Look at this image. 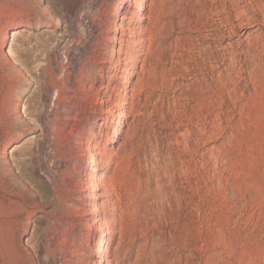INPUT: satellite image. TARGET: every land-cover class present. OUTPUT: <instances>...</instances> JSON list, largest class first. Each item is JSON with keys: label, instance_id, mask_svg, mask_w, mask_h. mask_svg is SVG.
Masks as SVG:
<instances>
[{"label": "rangeland", "instance_id": "374dc122", "mask_svg": "<svg viewBox=\"0 0 264 264\" xmlns=\"http://www.w3.org/2000/svg\"><path fill=\"white\" fill-rule=\"evenodd\" d=\"M122 1L5 13L20 19L5 47L20 113L0 128L13 139L11 169L0 155V264H100L105 230V264H264V0ZM112 56L124 72L101 70ZM69 62L55 117L51 83ZM81 72L96 79L86 96ZM125 181L132 195L99 197ZM59 201L69 217L56 222Z\"/></svg>", "mask_w": 264, "mask_h": 264}, {"label": "bare ground", "instance_id": "6f19581e", "mask_svg": "<svg viewBox=\"0 0 264 264\" xmlns=\"http://www.w3.org/2000/svg\"><path fill=\"white\" fill-rule=\"evenodd\" d=\"M134 0H123L122 2H120V9L126 4V3H129V2H133ZM37 2V1H36ZM241 3V2H240ZM152 4H154V1H152ZM253 4V3H252ZM35 3H34V0H0V128L1 127H4L6 126L10 120L13 118L12 115H13V112H18L20 113V104L19 102L16 101V99L14 98L13 96V92L15 91L14 90V86L11 85L10 83V75H9V72L11 71V64L9 63V59H8V56L5 54V47L6 45L8 44V41L10 40V34H9V31L11 29H13L14 27L17 26V24L19 23V18L17 17V14L16 13H13L12 15L11 14H8L6 15L5 13L7 11H12V12H15V11H20V9L24 8H29L31 6L34 7ZM260 6V5H259ZM153 7V6H152ZM152 7H151V12H152ZM36 8V7H34ZM33 9V8H32ZM260 9V8H259ZM147 10V2L144 1L143 4H142V7H141V13L145 12ZM150 12V16L149 17H146L143 15V20L145 21H150L152 22L153 19H154V16L153 14ZM154 12V11H153ZM71 14V13H70ZM24 15V14H23ZM142 15V14H140ZM244 15V14H243ZM29 16V15H28ZM49 16V15H48ZM264 18V17H263ZM122 20H125L126 18H121ZM241 19V17H240ZM242 20V19H241ZM158 21V20H157ZM253 21V20H252ZM242 22V21H241ZM255 22V21H254ZM30 23V22H29ZM101 23V22H100ZM104 23V22H103ZM246 25V24H245ZM237 26V25H236ZM28 27H31V23L28 25ZM85 27V26H84ZM227 27V26H225ZM243 28V27H242ZM238 30L240 29H233L231 30V35L232 36H235V35H238ZM157 31V30H156ZM155 31V34L154 35H150V44L151 46L148 48V51H151L152 49V46L154 45V42H155V39L156 36L159 35V30L156 32ZM161 31V30H160ZM120 32V34H119ZM126 32V29L123 27V26H120L118 29H117V32H116V35L115 37L113 38L112 41H119V50H121L122 46H123V43H126L127 40L125 39V33ZM144 34L145 33H149V30H145L143 31ZM141 33V32H139ZM230 34V32H229ZM212 35V34H211ZM229 35V36H231ZM242 36H244V33L242 34ZM107 38V37H106ZM108 39V38H107ZM106 39V40H107ZM111 39V37H110ZM216 39V38H214ZM258 39V38H257ZM108 41V40H107ZM83 42V41H82ZM117 44V43H116ZM49 48L47 49L48 51V54H50L51 52V44L48 46ZM249 48V47H248ZM118 50H113L112 52H117ZM71 52V51H70ZM55 52L53 51L52 55H54ZM149 53H143L141 56H145L146 58H148L147 56ZM235 56V55H234ZM49 57V56H48ZM69 54H67V58L69 59ZM113 57H111V60L109 61H105L102 63V68L101 70L105 71L107 69V65L109 66L110 65V69H117L118 72H124L123 70V67H126L127 65L125 64V61L126 59H122V58H118V62L117 64L113 63ZM72 58V57H71ZM231 59V58H230ZM72 60V59H71ZM71 62V61H70ZM70 62L68 64V66L65 67V75L64 77L62 78V82L61 84H58V82H53L51 83V88L53 90L56 91L57 93V99H56V102L54 103L55 105V110H54V115L55 117H58L57 115V110H58V107L60 106L61 103H63L65 101V98H64V95L66 94L67 91H64L61 87L66 85L69 83L70 81V77H71V71L74 70L73 67L70 65ZM73 63V62H71ZM144 64H146V60L144 61ZM46 69V68H45ZM145 70V66L143 65L142 67V71L141 72H144ZM21 71V70H20ZM45 71V70H44ZM12 72V71H11ZM81 76V79L80 81L78 82V87L82 88V93L85 95L86 93H89L91 91L94 90V81L96 80H92V79H86L85 78V74H83L81 72L80 74ZM85 75V76H84ZM134 75V74H132ZM23 75H20V77H22ZM13 78V77H11ZM102 79L104 78L103 76L101 77ZM42 79V78H41ZM13 81V80H11ZM16 83V82H15ZM61 87H60V86ZM65 86V87H66ZM89 87V88H88ZM111 87H112V83H104L103 82V85L101 87V89L98 91V94H97V98L99 100H101V102L103 103H110L111 100V97L109 95V92L111 91ZM116 87V85H115ZM263 88V87H262ZM79 89V88H78ZM116 92V88L113 89V94ZM263 92V91H262ZM261 92V93H262ZM142 94V92L140 93ZM46 95V94H45ZM264 95V94H263ZM86 96V95H85ZM262 98V97H261ZM107 99V100H106ZM44 100V99H43ZM106 100V101H105ZM261 100V99H260ZM44 103V102H43ZM264 104V103H263ZM125 105H127L125 102H121L119 103V107L120 108H125ZM261 106V105H260ZM41 118L42 116H38L37 119L38 121L41 122ZM47 125V124H46ZM3 129V128H2ZM122 134V131L121 129H119L117 132H116V136L112 139V143H115L117 142L116 139L120 138ZM13 143V139L10 137V134L9 133H0V155L4 157V160H7L6 162H8V157H7V153H8V150L11 146V144ZM99 156V155H98ZM11 163V162H10ZM8 162V167L9 169H11V167H13V165L11 166ZM103 164V161H100V160H94L93 161V164H92V167L90 168L91 171H94L96 172V168L101 166ZM5 168H7L5 166ZM109 179V178H108ZM23 184V183H22ZM23 187L26 188V185L23 184ZM130 185L128 182H122V184L119 186V187H109L107 190L105 189L104 191V194L100 195L99 197L100 198H103V199H106L108 202L110 201L111 202V199L113 198V196H116V194L119 192L121 193V195L123 194L124 196H126V193L129 192L130 194V189H129ZM30 191V190H29ZM79 191V190H78ZM3 192V191H2ZM58 192V191H57ZM132 195V194H130ZM122 196V197H124ZM61 198V197H60ZM58 198V200L60 199ZM128 198V197H127ZM133 198V197H131ZM60 205L63 206V208L61 207V211L57 212L56 214H54L53 218L56 219V222L57 221H61L63 219L59 218V214L62 215L63 217H69V214H68V211H67V206L63 204L62 201H59ZM133 203V202H132ZM135 204V203H134ZM134 207V206H132ZM1 212V211H0ZM56 212V211H55ZM108 214L106 213H100L99 214V218L96 219V221L94 222L95 225H99L102 223V221L104 219H106ZM123 216H125L124 213H121L119 215V220H121L122 218H124ZM61 217V216H60ZM113 217V216H111ZM3 220V217L0 216V223H2L1 221ZM116 218H111L109 224H113L116 222ZM105 221V220H104ZM4 222V220H3ZM117 223V222H116ZM66 224V223H65ZM1 225V224H0ZM123 226V225H122ZM0 227H3V226H0ZM113 232V231H112ZM111 235V232L110 230L107 231L105 230L104 231V234L102 236V240L100 241V253H101V262L100 264H105L106 262V252H107V249H106V245H107V240H108V237ZM47 239V238H46ZM47 241V240H46ZM49 241V240H48ZM45 242V241H44ZM43 252H46V255L48 257H51V254L48 253L49 252V249L46 248V246H43L42 249L40 250V254L42 255Z\"/></svg>", "mask_w": 264, "mask_h": 264}]
</instances>
